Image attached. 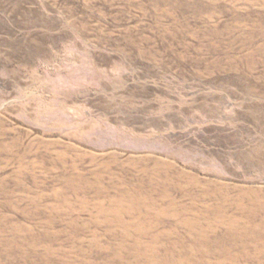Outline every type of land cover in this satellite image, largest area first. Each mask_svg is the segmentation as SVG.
Segmentation results:
<instances>
[{"label":"rangeland","instance_id":"obj_1","mask_svg":"<svg viewBox=\"0 0 264 264\" xmlns=\"http://www.w3.org/2000/svg\"><path fill=\"white\" fill-rule=\"evenodd\" d=\"M0 264H264V0H0Z\"/></svg>","mask_w":264,"mask_h":264}]
</instances>
